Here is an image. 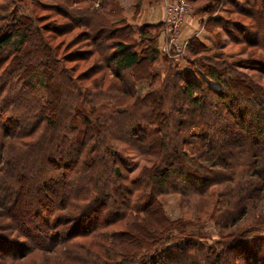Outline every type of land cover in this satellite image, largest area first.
Instances as JSON below:
<instances>
[{
    "label": "trees",
    "instance_id": "obj_1",
    "mask_svg": "<svg viewBox=\"0 0 264 264\" xmlns=\"http://www.w3.org/2000/svg\"><path fill=\"white\" fill-rule=\"evenodd\" d=\"M54 1L29 3L68 20L63 33L0 4L11 26L0 33V217L31 248L0 236V264L40 250L64 264L57 250L96 236L71 264H264V81L238 71L264 57L201 66V84L170 67L160 79L150 71L165 61L150 37L160 26L125 24L116 0ZM238 11L248 19L238 42L264 52V0ZM76 28L77 49L51 45ZM199 42L189 39L191 55ZM130 155L143 162L134 175ZM171 194L194 217L170 219Z\"/></svg>",
    "mask_w": 264,
    "mask_h": 264
},
{
    "label": "rangeland",
    "instance_id": "obj_2",
    "mask_svg": "<svg viewBox=\"0 0 264 264\" xmlns=\"http://www.w3.org/2000/svg\"><path fill=\"white\" fill-rule=\"evenodd\" d=\"M37 4H44L53 6L54 0H35ZM124 10L123 15L125 16V24L130 25L132 28L136 29L139 26L143 25H153L160 26L159 30H155L150 32V37H154L157 42V46L161 55L164 56V60L159 59L155 65L150 69V71L159 70L161 72L160 79H164V73L167 70V67H170L173 71H179L183 73V76L189 77L195 83L201 84L203 81H207L202 78L200 75H203V69L201 66L205 65H222L223 62H235L236 60L248 59L249 55L255 57H264V52L259 48H252L245 44V42H238L243 40V35L238 28H242V24L248 23V19L238 14L241 11L239 9L244 8L246 0H196L194 3L190 4L187 0H116ZM5 1H0V4H3ZM181 2L186 3L188 6V10L184 14L179 29L175 35L177 41L179 43L187 42L188 45L183 53L177 57L172 58V52L164 53L163 47L166 46V40L169 37L166 32V24L169 22V19H173L176 16L175 9L176 6L180 5ZM23 4V5H22ZM19 4L18 1L9 3H4L6 8H4L5 12L9 13L14 10L18 14V16L23 15L24 17H29L31 20H34L36 16L40 19V25L45 29L52 28H60L61 33L64 32L65 26L68 25V20L60 18L58 15H55L52 12H45L42 10H35V13L32 12L33 6L27 0L25 3ZM204 7H208L211 10L210 14L203 12L201 9ZM11 9V10H10ZM5 13L2 14L0 12V33H8L10 32V20L5 18ZM219 18L221 20H219ZM56 19V21H55ZM58 19V20H57ZM119 18H112V20ZM54 22H58L63 25H54ZM211 27V29L204 28L206 24ZM162 25V26H161ZM36 24L33 22L32 27H35ZM221 26L222 28H219ZM225 27V28H224ZM244 28V27H243ZM59 30V29H58ZM209 30V33L207 32ZM85 31L81 28H76L69 34H63L53 37L51 41V45L60 47V53L64 50L73 51L77 49V45H73L76 41L79 43H83L79 41L80 33ZM229 31V32H228ZM208 35H207V34ZM250 33V32H249ZM196 38L199 43H202L206 46L204 52H201L200 55H191L189 49V39ZM220 43L219 48L214 49L216 43ZM178 44V43H177ZM147 45V44H146ZM68 46V47H67ZM67 47V49L65 48ZM141 49L142 47H138ZM84 49H87V45L84 46ZM163 50V51H162ZM222 54V56H221ZM167 55V56H166ZM214 57H218L215 59ZM226 61H225V60ZM167 61V62H166ZM93 62V58L90 59L86 64L78 65V71H82L87 67H90ZM70 66L74 65V63L69 64ZM255 69V68H253ZM261 69V70H259ZM256 71H249L245 69H238L239 73L247 77H255L254 79L264 81V75H261L260 72L264 71V67L259 68ZM196 73V74H195ZM185 76V77H186ZM204 79V80H200ZM132 81V78H131ZM144 83V82H143ZM209 86L215 90H223L222 87L213 84L212 82H208ZM141 85V83H140ZM259 88H263L264 85L262 83L259 84ZM255 86V85H254ZM144 87V86H142ZM155 88H157L155 84ZM143 91V90H141ZM241 102L238 100V103ZM242 111L248 110L251 111V108L246 105H239ZM249 120V116L247 114L246 117ZM130 160L133 161V166H131L132 173L134 175L137 172V168L139 165H142L143 162L139 160L138 157L130 155ZM164 209L167 216L170 219H176L178 217H189V213L192 215V212L188 211L186 207H182L180 205V196L176 194H171L166 196L163 199ZM192 217H194L192 215ZM11 223L12 226L8 228H4L5 222ZM203 221V220H201ZM42 223V220H41ZM17 223H13L12 221L0 217V236H6L12 242L19 243L21 247L25 245L24 238L18 235V231L14 228V225ZM33 226H31L32 229ZM35 227V225H34ZM200 229V228H198ZM260 231L257 233L260 235V238L264 241V225L261 226ZM201 230L204 231L205 236L208 238V241H217L218 233L214 228L211 222L205 224V226ZM25 241V242H24ZM92 241L93 244H101V240L95 237V239H76L74 240V244L67 247L63 246L59 250H57V256L59 258V262L63 261L64 264H71L79 255L81 248H87V244ZM27 243V242H26ZM29 243H27V248L29 247ZM54 254H51L50 251L40 250L34 251L30 254L22 256L20 259H17L15 262H6L4 261L2 264H49V260L53 258ZM85 255V254H84ZM78 259V258H77Z\"/></svg>",
    "mask_w": 264,
    "mask_h": 264
},
{
    "label": "built area",
    "instance_id": "obj_3",
    "mask_svg": "<svg viewBox=\"0 0 264 264\" xmlns=\"http://www.w3.org/2000/svg\"><path fill=\"white\" fill-rule=\"evenodd\" d=\"M187 10L188 6L186 5V3L181 2L179 6H176V16L173 19H169V22L166 24V32L168 33L169 37L166 40V46L163 47V50L164 53H169L171 51L172 58L179 57L188 45V41L179 43L177 41V38L175 37L179 29L180 22Z\"/></svg>",
    "mask_w": 264,
    "mask_h": 264
},
{
    "label": "crops",
    "instance_id": "obj_4",
    "mask_svg": "<svg viewBox=\"0 0 264 264\" xmlns=\"http://www.w3.org/2000/svg\"><path fill=\"white\" fill-rule=\"evenodd\" d=\"M120 1V0H119ZM120 5V4H119ZM121 6V5H120ZM122 7V6H121ZM123 8V7H122ZM207 34V33H206ZM208 35V34H207ZM188 39H189V37H188Z\"/></svg>",
    "mask_w": 264,
    "mask_h": 264
}]
</instances>
